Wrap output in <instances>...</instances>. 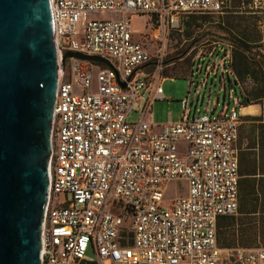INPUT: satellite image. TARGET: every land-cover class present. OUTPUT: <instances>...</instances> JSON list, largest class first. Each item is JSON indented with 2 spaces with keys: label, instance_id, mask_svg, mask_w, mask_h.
<instances>
[{
  "label": "built area",
  "instance_id": "2783aa9c",
  "mask_svg": "<svg viewBox=\"0 0 264 264\" xmlns=\"http://www.w3.org/2000/svg\"><path fill=\"white\" fill-rule=\"evenodd\" d=\"M49 3L59 72L40 264H221L224 250L238 264H264V247L225 249L217 240L218 220L237 214L240 179L243 107L229 47L193 58L189 72L199 80H190L182 116L156 124L148 117L152 102L164 99L166 77L158 63L148 70L152 56L131 27L133 16L145 15L165 32L179 15L221 13L228 0ZM66 52L100 57L111 68L74 58L61 65ZM215 79L221 109L215 113L217 95L201 113ZM132 113L138 118L129 121ZM175 181L185 183V194L167 198Z\"/></svg>",
  "mask_w": 264,
  "mask_h": 264
},
{
  "label": "water",
  "instance_id": "95a60500",
  "mask_svg": "<svg viewBox=\"0 0 264 264\" xmlns=\"http://www.w3.org/2000/svg\"><path fill=\"white\" fill-rule=\"evenodd\" d=\"M58 72L49 0H0V264H40Z\"/></svg>",
  "mask_w": 264,
  "mask_h": 264
},
{
  "label": "rangeland",
  "instance_id": "374dc122",
  "mask_svg": "<svg viewBox=\"0 0 264 264\" xmlns=\"http://www.w3.org/2000/svg\"><path fill=\"white\" fill-rule=\"evenodd\" d=\"M103 17H113V14H90V18ZM228 22L237 27L233 29L235 34L242 30L252 33V41L249 42L250 52H245V56L252 68L250 69L259 73L243 76L236 74L235 68L241 69V65L240 60L235 57V44L233 42L235 35L230 33V29L227 27L229 26ZM131 27L137 31V38L144 42L145 48L152 56L148 70H153L155 63H158L162 67L161 75L166 77L161 83L164 99L152 102V114L148 117L156 124L165 123L168 114H170L173 122L179 120L182 116L181 100L188 96L190 80H193L194 84L199 80L196 73L191 75L189 72L193 58L200 51L207 54L214 47L219 48L224 45L229 47L231 67L238 81V92L242 98L249 97L251 99L242 102L241 105L243 108L254 106V108H251L252 110H240L239 140H241V143L239 141V146L240 148L245 147L249 136L248 133L242 132L243 128L249 125V118L262 114L261 103L264 102V100H253L250 95L263 90L264 87V72L260 73L264 66V8L260 7L258 0H228L227 7L221 13L181 14L178 17V26L165 32L159 31L149 17L145 15L133 16ZM213 84L215 86L213 85L210 90L206 89L205 98L202 104L198 105V110L201 113L211 111L217 95H219V106L216 108L215 113L221 109L223 92L218 87L217 79L213 81ZM208 92H210L209 96H207ZM205 107L208 108L207 111H205ZM137 118L138 114L132 113L128 120L134 121ZM184 194L185 183L182 181L172 182L166 189L167 198ZM226 223L225 219L221 220V224ZM229 240H233V237L227 236V241ZM235 240L229 248L225 249L264 247V237L261 236L249 235L243 242L239 239ZM87 255L95 259L92 250L87 251ZM221 264L238 263L234 260L232 253L224 250L221 252Z\"/></svg>",
  "mask_w": 264,
  "mask_h": 264
},
{
  "label": "trees",
  "instance_id": "16d2710c",
  "mask_svg": "<svg viewBox=\"0 0 264 264\" xmlns=\"http://www.w3.org/2000/svg\"><path fill=\"white\" fill-rule=\"evenodd\" d=\"M228 25L230 33L235 35V57L240 60L241 65V69L235 68L236 74L243 76L259 73L251 70L245 56V52H250L252 33L242 30L235 34L233 29L237 27L229 22ZM262 69L260 73L264 72ZM250 95L253 100H264V87L263 90ZM250 100L249 97L242 98V102ZM261 110L260 116L249 118V125L244 126L242 131L248 133L249 140L245 147L240 148L238 156L240 179L237 214L221 217L217 223V240L222 248H229L235 239L243 242L249 235L264 237V102L261 103ZM239 141L241 143V140ZM223 219L227 221L226 224H221ZM227 236L233 237V240L227 241Z\"/></svg>",
  "mask_w": 264,
  "mask_h": 264
},
{
  "label": "crops",
  "instance_id": "0c3cea01",
  "mask_svg": "<svg viewBox=\"0 0 264 264\" xmlns=\"http://www.w3.org/2000/svg\"><path fill=\"white\" fill-rule=\"evenodd\" d=\"M251 108H254V106H249L247 108H242L244 110H252ZM240 129V127H239ZM237 146H238V156H239V150H240V146H239V138H238V142H237ZM239 161V160H238Z\"/></svg>",
  "mask_w": 264,
  "mask_h": 264
}]
</instances>
